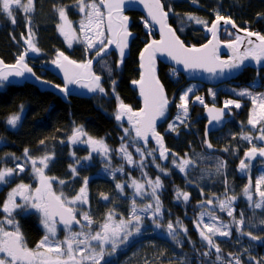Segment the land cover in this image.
Instances as JSON below:
<instances>
[{"label": "trees", "instance_id": "trees-1", "mask_svg": "<svg viewBox=\"0 0 264 264\" xmlns=\"http://www.w3.org/2000/svg\"><path fill=\"white\" fill-rule=\"evenodd\" d=\"M79 0H44L43 6L50 13L45 20L39 22L31 20L30 23L26 17H30L22 9L13 12L16 23L12 24L10 20L0 13V57L7 63H13L25 48L24 39L27 38L28 27L37 30L36 38L43 50V54L37 57H30V63L34 65L38 73L43 72L42 65L48 64L54 60L56 53L59 50H64L70 56L77 60L85 59V49L83 44H77L73 47H68L62 37L57 31L56 22L58 21V10L62 7H68L69 13L74 14V8L77 6ZM165 8L170 13L171 23L175 26L183 40L192 46H198L208 40L207 34L203 31L202 27L190 20L189 15L197 19L209 23V25L216 18L218 13L220 16H227L234 19L241 27L249 28L251 31H260L264 28V0H162ZM23 2V0H21ZM38 1L36 0L35 15H40L38 12ZM170 12V11H169ZM51 15V16H50ZM132 18L131 29L135 32L136 36L131 45L129 57L124 61L118 58L117 54L111 53L108 57L100 61L96 69L103 78L101 86L105 89V94L100 92L90 99L73 98L71 103L63 101L58 96L50 92L40 91L36 86L26 83L24 85H11L1 83L0 86V137L12 141L13 134L17 136L15 146L18 147V157L22 159L25 154V149H28L35 157H51L49 166L46 168V173L51 178H56L54 181L55 191L58 192L59 187H63L68 193L69 197L74 196L81 185H84V180L89 181L90 190L95 194L98 200L103 196H108L109 200L101 201L104 210L111 209V205L115 202H120L121 197H117L118 178H104L100 175L101 162L98 160L95 153L90 152L89 147L86 145L71 143L72 134L79 130L84 134V139L92 138L95 141L103 142L107 148L114 150L118 154V149L122 145L124 128L125 126L115 119L114 113L117 112V100L132 105L135 109L140 107V101L137 98V92L130 87L132 80L139 77V61L138 56L145 43L151 36H154L155 30L149 23L145 26L147 21L139 12H130ZM258 18H260L258 20ZM229 29V28H226ZM224 29V30H226ZM223 30V39H232L233 37H224L228 33ZM32 34V33H31ZM33 36V35H32ZM34 40V37H33ZM45 41V44L42 43ZM47 44V45H46ZM36 45V44H35ZM39 49V47L36 45ZM107 65V68L104 65ZM111 68V73L108 72ZM159 75L165 84L166 90L169 94L171 106L168 111L170 117L176 113L175 105H172L171 97L178 95L184 84L189 82L185 76L179 73L176 69L160 63ZM46 78L58 82V79L51 73H47ZM113 81L115 84L113 85ZM234 81L237 82L236 90H240L246 86L253 89L254 85L259 86L261 90L264 89L261 83L257 85L258 81L264 82V70L257 72L256 69H245ZM230 83H224L226 86ZM231 84L229 86H232ZM220 86V85H218ZM217 86L205 85L199 90V94L204 96L206 102L204 106L193 105L192 117L197 118L201 116L202 122L196 124L190 120L189 127H184L178 134L166 132L165 123L160 127V131L165 135L166 142L170 148L178 155V157L190 156L195 160L193 169L186 171L185 175L180 172L172 170L171 175L163 176V188L159 195L162 201H165V210L162 215L165 220H175L184 218L181 204L174 201V186L179 185L186 191L191 192L194 202L201 200L200 188H195L188 185L189 179H192L196 184H201L205 190H209L207 184L202 183L199 179L202 178V172L206 165L198 154L211 153L212 160H217L218 155H221L226 165L228 166L227 174H221L218 179L228 177L226 182L235 184L237 187L238 182L242 180V176L236 171L238 158L231 159L221 149L230 143V139H224L225 133H238L242 131L243 126H246L249 120V111L236 106H229L235 114L227 124L226 128L219 133L210 136L211 147L206 144L204 136L206 117L204 116V107L208 105L223 106L229 98L235 97L232 92L218 90L217 99L211 97L210 88ZM233 87V86H232ZM113 89L117 95L113 94ZM228 98V99H226ZM120 99V100H119ZM218 100V101H217ZM208 104V105H207ZM200 106V107H199ZM24 112V117L17 128L9 127L7 121L14 115ZM168 118V116H167ZM167 121V120H166ZM192 122L194 124H192ZM216 138L219 139L217 142ZM43 141V144H41ZM133 150V147L130 146ZM115 155V153H114ZM239 157V156H238ZM115 165H119L120 161L116 157ZM174 159V156H173ZM88 160H90L88 162ZM139 165V164H138ZM122 167V166H121ZM125 175L130 172L135 176H142L143 172L141 167L136 170L129 166H123ZM75 169V172H73ZM148 174L153 177L158 175V172L152 169H147ZM28 174V175H26ZM194 174V175H192ZM24 175L29 177L32 181L34 175L32 172L26 171ZM201 175V176H199ZM201 177V178H200ZM123 178H125L123 176ZM212 178L210 182H214ZM59 181H64L61 184ZM59 193V192H58ZM131 197L130 194H128ZM127 196V197H128ZM128 197V198H129ZM129 202V200H127ZM108 205V206H107ZM110 207V208H109ZM245 218L249 219L252 212L249 208L244 210ZM37 215H29L21 218L20 224L22 227L27 226L30 233V238L37 239L41 233L40 227L37 223ZM186 223L191 225L189 219H185ZM251 231L249 223L245 227ZM194 235L192 238L196 246H200L201 238L196 230H193ZM247 234V233H245ZM254 234V233H253ZM153 239L154 236H150ZM158 239H161L158 238ZM245 239V238H244ZM164 249L167 250L171 242L168 239L163 240ZM154 244L148 246V250L153 248ZM257 248H261L255 245ZM187 249V245L174 246V251L169 253L168 256H175L179 253L177 248ZM227 246L224 245L223 249ZM155 248V247H154ZM155 251V250H154ZM202 254L191 255L188 264H204L203 258L210 253L206 252L205 248H201ZM232 252L231 250H229ZM212 252V251H211ZM168 253V252H167ZM236 255V254H235ZM207 258V257H205ZM113 260V259H112ZM121 260H113L111 264H119Z\"/></svg>", "mask_w": 264, "mask_h": 264}, {"label": "rangeland", "instance_id": "rangeland-1", "mask_svg": "<svg viewBox=\"0 0 264 264\" xmlns=\"http://www.w3.org/2000/svg\"><path fill=\"white\" fill-rule=\"evenodd\" d=\"M38 1V12L40 15H35L34 10L32 13L29 14L31 20H37L39 22V19H41V22L45 20L47 15H49V11L46 10V6H43L44 0H37ZM85 4L89 3L90 0H84ZM24 4L27 3V0H23ZM97 3H99V0H97ZM79 4L80 0L77 3V6L73 9L74 14L69 13L68 7H62L65 9L66 12V19L62 20L61 17L58 14V21L56 22L57 31L59 35L62 37L64 42L68 47H73L77 44H83L85 49L89 50L90 52L96 51V49H89L87 47V44L84 40V36L87 34L89 38L93 39L94 41L99 39H105L107 40V34H106V28L105 24L101 26L100 31H103L104 36L99 37L95 31L85 29L84 31H81L80 25L83 21L85 24L87 23L85 19V13L81 12L79 10ZM36 5V0H34V9ZM87 11V9H86ZM101 11L104 12V10L101 8ZM170 13H172V10H169ZM105 13V12H104ZM51 14V13H50ZM51 16V15H50ZM206 25H209V23H202L199 24L200 27H204ZM61 27H63L65 32H68L69 35L66 37L63 32L60 31ZM227 36L224 37H233L234 33L231 29H226ZM31 33L34 37V44H36L39 47V52L36 53V55H42L43 50L40 47L36 34L37 30L34 28H31ZM232 38V39H233ZM226 40V39H225ZM231 40V39H227ZM43 44H45V41H42ZM47 45V44H46ZM261 84V81L257 82ZM3 84V83H2ZM234 85L229 86L231 84H228L226 86L220 85L216 88H210V94L211 97L214 96L215 99H217V93L218 90L228 91L232 92V94L235 96L233 98H226L228 101H235L240 104L239 108H243L249 111V119L255 118L258 123L255 127L253 125H250L249 123L246 124V126H243L242 131L238 133H225L224 139L231 140L230 143H228L226 146H224L221 151L225 152L231 159L238 158V163L236 166V171L240 168V161L242 159V155L245 150L248 148H251L253 146L255 147H261L264 146V141H261L258 139L259 131L258 129L261 127H264V108H261V104H264V89L261 90L260 88H256V84L254 85L253 89L251 87H244L240 90H236L237 83H233ZM1 86V82H0ZM203 84L199 82H189L188 84H184L182 87L181 92L178 95H174L171 97L172 105H175L176 113L170 117V114H168L167 121L165 122L166 126V132L175 133L176 135L178 132L183 129L184 127H189V123H191L190 120H193L196 124L199 122H202L201 116H198L197 118L192 117V106L193 105H205L204 96L199 94V90L202 88ZM191 88L192 91L188 93L187 96V115L184 114L183 108L181 105L184 103L181 100V96L184 95L187 90ZM250 93L249 94H241V93ZM105 92V91H104ZM101 94V93H100ZM103 93L102 95H104ZM114 95L116 94V91H113ZM214 94V95H213ZM200 97L203 103L196 100V97ZM120 100V99H119ZM218 101V100H217ZM117 103H121L117 100ZM208 105V104H207ZM212 105V104H211ZM226 105V103L224 104ZM209 106V105H208ZM227 106H235V104H228ZM200 107V106H199ZM206 107V106H205ZM204 107V110H205ZM117 112L115 111L114 116H116ZM235 114V110L233 113V117ZM14 116H18L19 120L17 121V124L15 127L10 126L11 128H17V126L20 124L24 117V112L21 114H17ZM205 116V114H204ZM177 117H180L179 120H177ZM206 117V116H205ZM183 121V123L181 122ZM249 121V120H248ZM192 122V124H194ZM169 125H172V129L169 128ZM124 129H129V133H125L123 136V142L120 148L118 149V154L113 150L108 149V152L105 153L103 151H94L93 148L96 146L92 143L87 142L89 138H82V140H73V137L76 136V133L79 132V130L75 131L72 134L71 137V143L73 145H86L89 147L90 152H93L96 154L98 160L101 162L102 166L100 169V175L104 178H118V183L123 185V189L117 188V197L118 199L121 197L120 202H115L111 205V209L104 210V206L101 205V201L109 200L108 196H103L100 199L95 198V194L92 193L90 190L89 184L81 185V187H85V192L81 198L80 201H75L73 204H68L69 206L75 208L77 215L80 217L81 222L84 224L83 229H77V228H70V230H67V232H64L61 234V229H57L56 227V233L55 235L47 233V229L44 226L43 220V227L45 229V235H48L49 242L53 243V246L56 242H63L65 241L66 237L70 238V232L72 233H84V234H94L96 231H100V225L104 223H109L110 225H117L121 220L128 221L132 219V207H133V200H135V206L139 208H143L145 205L148 204H155V198L151 196V186L147 183L148 180L155 181L156 177L160 178L162 187L158 190L157 195L159 198V201L161 203L162 212L165 210L164 203L165 201H162L160 198L161 195L159 193L161 192L164 184H163V176H169L172 173V170H175L176 172L187 173L186 171H189L194 168L195 166V160L193 157L185 156V157H177L173 159V156H170L167 160V163L164 164V166L161 165V161L158 158V154L155 151V147L152 144H148L147 146H142L137 139H134V135L131 132L130 128L126 125H124ZM247 135L250 136V140H246L243 137ZM92 141H95L91 138ZM217 142H219V139L216 138ZM103 143V142H102ZM122 146H126V152L131 154L133 163L129 164L127 162V157L124 153L120 152V149ZM130 146L133 147V150L130 149ZM140 148L144 152V159H143V166H141V153L137 152L136 149ZM227 149V151H225ZM119 159L120 163L119 165H115V155ZM200 157L203 158L204 161H206V165L202 172V178L199 179L202 183L207 184L209 186V190H205V187L201 184H196L192 179H189V183L187 186L192 185L194 188L199 187L200 188V194L201 200L198 202L193 201V197L191 195V192L186 191L183 187H180L179 185L174 186V201L175 203L181 204V208L183 211L184 218H178L175 220H170L174 228L176 229V235H177V241L172 240L171 236L167 232V223L168 220H165V216L160 214L157 216V218L154 220L153 215L151 211L148 212H138L137 214L141 217V229L140 232L134 235H131L128 237L126 242L121 243V239L123 238V233H121V237L117 239V245L116 248L113 249L111 247V244H106L104 246L105 252H111V255H106L105 261L107 264L110 263L109 256H112V259L114 258V261L116 259H120L121 261L119 264H188L191 258V255L202 254L201 248H205L206 252L210 253L206 255L203 258L204 264H233L234 259L238 258L241 262V264H253V261L259 262V264H264V246L260 249L254 246V243L251 242L246 236L245 233H254L257 232L256 235H259L260 237H264V206L260 208H256V203H262L264 204V198H262L259 195V192H264V183H261L259 185V190L257 191V181L260 180L261 177H264V161L259 160V162H252L247 163L248 167L243 172L245 175L242 177L243 179L238 182L237 187H235L234 182H226L228 177H225L223 179H218L221 174H227L228 166L226 165V162L222 158L221 155H218L217 160H212L211 153H204V154H198ZM239 156V157H238ZM30 158L37 160L36 167L40 168L43 167L39 163V160L43 157H35L28 151L27 156L24 154V157L15 163V166L17 164H21L24 167V170L28 168L29 172H32L35 175V180L32 183L29 184H20V185H28L31 187L32 193L29 196L28 200H20V202L15 201L14 204L18 205H24L26 206V210H22L23 213H35L40 217H43V213L34 208L31 207L32 204L37 203L35 199H33L36 195L35 189L39 187V177L34 173L33 166L30 163ZM189 159L191 163L185 168L184 171H181L176 165L180 163V159ZM173 160L176 161V163H173ZM49 161H47V164L49 166ZM90 160H88L89 162ZM220 162L224 163V167L220 169V171H217V168L220 164ZM139 164V165H138ZM159 165V167H157ZM47 166V167H48ZM122 166V167H121ZM123 166H129L132 169L138 170L141 167V170L143 172L142 176H135L131 172L128 175H125V169ZM152 169L153 171L158 172V175L156 177H153V175L150 173H147V169ZM163 169V171H161ZM19 169L17 167L15 168L14 173H20ZM44 174L45 176L49 177L46 173V168H44ZM194 175V174H192ZM123 176L125 178H123ZM201 176V175H199ZM212 178H215L214 182H210ZM54 181H56V178H53L51 183V188L53 191H55L54 188ZM132 181H136L138 184H144V194L140 195L137 194L135 191V188L132 187ZM35 183V185H34ZM1 185V184H0ZM79 191L72 197L68 196V193L65 191L63 187H59L58 192L56 194L58 196H61L62 199L65 201L68 200H75V197L77 194L80 193ZM248 188L249 194L252 196V199H248V195L245 194V188ZM177 192L180 193H187L189 194V199L187 201L183 200V197L177 198ZM128 194L131 195V197L128 196ZM129 198H128V197ZM104 197H107L105 199ZM235 197V200L232 201L231 207L229 209L221 210L219 207L220 201L226 200L228 198ZM86 200L88 201L86 203ZM129 200V202L127 201ZM211 200L212 204H208L207 201ZM11 202H9L10 204ZM67 204V203H66ZM108 206V205H107ZM9 208H12V206H9ZM110 208V207H109ZM245 208H249L252 212V216L249 219L245 218L244 210ZM19 209V208H17ZM14 209V210H17ZM228 211H232V216L228 215ZM75 212V213H76ZM211 212V216L204 215L203 219H200L201 213H208ZM241 213L243 216L241 217ZM7 214H9L7 212ZM84 214H87L89 217V221L84 220ZM110 217V219H109ZM215 217V219H213ZM241 218L245 221L244 225L237 226L235 221H239ZM185 219H189L191 222V225L186 223ZM177 221H179V224H177ZM157 223H159L160 227H157ZM208 223L213 230L216 228H220V231H227L231 234L229 236H222L218 233L212 235L213 244L218 246L220 249V252L217 253L215 248H210L207 244V241L200 236V232L204 231L205 234H209L206 229L203 228V224ZM249 223L251 227V231L249 229H245L247 224ZM18 225V228L20 229V225L18 222L16 224L12 225L13 228L16 230V226ZM197 225H200L198 228ZM222 225H228L230 227H222ZM61 227V226H60ZM183 229H187V231H183ZM193 230H196L199 234V237L201 238V245L198 247L196 246V243L194 242V239L192 236L194 235ZM150 236H154L153 239ZM45 237V236H44ZM44 237L42 239H44ZM161 239H158L160 238ZM243 237V241H241V238ZM82 238V237H79ZM78 238V239H79ZM245 238V239H244ZM41 239V240H42ZM168 239L171 242L170 247L165 250L163 240ZM264 239V238H263ZM219 240V241H218ZM222 241V242H221ZM226 242H231L232 244L239 243L241 244V249L243 253L241 254L240 251H233V252H226L223 250V246L226 245ZM151 244H154L151 249H147L148 246ZM187 245V249L185 248H177L179 250V253L175 256H168L169 253L174 251V246L179 245ZM230 245V244H228ZM92 247H97V241L93 240L91 241ZM62 247H64L62 245ZM79 247L83 248L84 245H79ZM155 247V248H154ZM236 248V246H235ZM155 250V251H154ZM36 251H44L43 248L37 249ZM76 249L74 248V252ZM212 251V252H211ZM168 252V253H167ZM87 252H85V255ZM236 254V255H235ZM49 256H51L53 259H56L57 256L55 253H49ZM219 257V258H218ZM249 257L252 259L250 260ZM61 260H67V256H60L58 257ZM81 259L80 255H76V260L79 261ZM105 261H101V264H105ZM71 264V262H70Z\"/></svg>", "mask_w": 264, "mask_h": 264}, {"label": "snow or ice", "instance_id": "snow-or-ice-1", "mask_svg": "<svg viewBox=\"0 0 264 264\" xmlns=\"http://www.w3.org/2000/svg\"><path fill=\"white\" fill-rule=\"evenodd\" d=\"M125 0H90L89 3L85 4L84 0H80L79 10L85 13V19L87 23L85 24L83 21L81 22L80 28L81 31H84L86 28L89 30H93L99 37H103V31H100L102 25L105 24V13L101 11V6L107 8V29L110 33L111 38L99 39L94 41L89 38L86 34L84 36V40L89 49H96L95 56L101 57V54H107L105 52V48L107 45L115 44L119 49V56L121 58V62L123 60L125 54V48H127V39L130 33L127 31V21L128 17L122 15L123 5ZM141 3L144 0H140ZM23 10L26 14H30L34 11V0H27V3L24 4L21 0H0V13H3L12 24L16 23L13 12L16 10ZM87 9V11H86ZM149 15L152 20L156 21L160 25V33L161 40L160 41H152L150 44L146 45L144 51L141 52V68L143 69L140 81H133L134 84H140L141 94L144 96V108L139 112H133L132 109L124 105L122 102L119 105L118 112L115 116L117 121H120L125 116L129 122H133L135 124L134 132L135 138L143 139L145 142L148 139L149 134H153L157 143H161L162 137L159 134L155 133V121L157 117H163L165 115V109L168 104V101L165 97L163 86L159 83V80L155 74V54L157 52H166L173 59L177 60L178 63H183L185 68L188 69H205L210 73H215L217 67H220L221 70L227 68L229 70L237 69L244 64V61L249 57L253 58L257 62H259L262 58H264V35L259 33H249V36L258 37L259 44L254 48H249L243 54H237V48L235 43H230L228 46L233 48L234 54H236V59L229 61H221L216 53V47L212 46L213 41H209L207 45L201 46V48L186 47L183 42L179 39L175 34V30L172 29L167 23L168 13L164 11V5L161 3V0H153L151 4L148 5ZM58 14L62 20L66 19V12L64 8H60L58 10ZM190 20H195L197 24L206 23L200 19L195 18L194 16L189 15ZM28 22L30 23V17H26ZM224 20L225 23H229L230 17L225 18L220 16L218 13L216 14V21L212 24L211 31L213 36L216 34V28L219 21ZM147 21H145V26H147ZM61 32L67 37L69 35L68 32H65L63 27L60 29ZM29 36H31V29L29 28ZM239 40V37H237ZM27 49L33 52H39L40 50L36 47V45L32 42L31 39L27 40ZM252 41H249V44H252ZM212 46V47H210ZM28 52L23 51L18 55L15 65H5L3 60H0V66H3V69H7V71L0 70V82L7 80L9 75L15 76H23L25 72L31 73L32 69L28 67L25 63V57ZM61 58L63 63L61 62ZM54 64H59L60 67L65 69V75L68 77L67 84L61 89L60 85H55L57 89H60L63 93L68 94L70 89L68 88V84L81 82V79L85 78L82 73L73 72L71 76H69V68L73 69H89L92 61L88 60L87 63L77 64L76 61L69 60L67 56L64 55L63 52L58 53V59L53 61ZM104 67L107 68L105 64ZM109 73H111V68L107 69ZM88 78L90 82L85 85L90 91L100 93H104L105 89L101 86L100 80L101 77L95 75L94 73H88ZM147 83V87L145 84ZM115 81H113V85ZM114 91V89H113ZM192 89L189 88L187 92L181 96V100L184 102L181 107L183 108L184 114L187 115V96L188 93L191 92ZM249 94L250 93H241ZM214 95V94H213ZM197 101L203 103L200 97H196ZM228 104H235L237 108L240 107V104L235 101H227L226 106ZM261 108H264V104H261ZM223 115V110L217 112L216 115H213L212 120L220 121L221 116ZM180 117H177L179 120ZM264 119V117H262ZM19 120L18 116L11 117L7 123L10 126L15 127L17 121ZM183 123V121H181ZM211 123V121H210ZM248 123L256 126L258 121L255 118H250ZM172 125H169V128L172 129ZM125 133H129V129H124ZM259 136L258 139L264 141V127L258 129ZM207 135V133H206ZM77 136L73 137V140ZM246 140H250L251 137L245 135L243 137ZM89 143L96 145L93 150L94 151H103L105 153L108 152V149L102 142L92 141L91 138L88 139ZM43 144V141H41ZM208 147H211V144H208ZM137 152L141 153V166H143L144 152L140 149H136ZM227 151V149H225ZM121 153H124L127 157V162L129 164L133 163L132 157L130 153L126 152V146H122L120 149ZM259 152L261 156H264V147L257 149L255 146L251 147L248 151L245 152V157H253ZM28 149H25V155L27 156ZM160 156L166 158L165 152L161 151ZM51 157L45 156L39 160V163L43 165V167L37 168V160L30 158V163L33 166L34 173L39 177V187L35 189V199L38 201L31 205L43 213L44 216V226L47 229V233L55 235L56 233V218L59 217V220L63 223L65 228L70 230L71 225L75 221V223L79 224L80 222L75 219V214L71 207H66L67 204H73L75 201H80L84 192L85 187H81L80 193L77 194L75 200L65 201L61 196H56L52 192L51 183L53 178L47 177L44 174V168H47V161L50 160ZM173 163H176L173 160ZM191 163L189 159H180V163L176 166L184 171L185 168ZM17 169L19 171H24V167L21 164H17ZM159 167V165H157ZM224 167V163L220 162L217 171ZM248 167L245 164V161L242 159L240 161V169L244 170ZM163 171V169L161 170ZM15 172L14 169H6L0 170V182H5L7 176L13 175ZM75 172V169H73ZM61 184L64 181H59ZM147 183L151 186V196L155 198V204L145 205L143 208H137L135 206V200H133L132 207V219L128 221L121 220L117 225H110L109 223H104L100 225V231H96L94 234H84V233H72L70 232V238L66 237L63 242H56L53 246V243L49 242L48 235H45L44 239H42L37 245V249L43 248L44 251H32L26 248L23 244L22 235L19 232L18 225L16 226V231H6L2 222H0V254H4L0 257V264H101V261H105L106 255H111V252H105L104 246L106 244H111L113 249L116 248L117 239L121 237V233H123V238L121 239V243L126 242L128 237L140 232L141 229V217L138 215V212H148L151 211L153 215V219L155 220L158 215L162 214L161 203L159 201L157 192L162 187L161 181L159 177H156L155 181L148 180ZM264 183V177H261L260 180L257 181V191L259 190V185ZM84 185H87V179L84 180ZM30 186L28 185H19L18 189H28ZM116 187L118 189H123V185L117 184ZM132 187L135 188L137 194L143 195L145 185L138 184L136 181H132ZM18 189H13L11 193L8 195V202L3 205L5 212L9 213V218H6V223L8 225L16 224L14 218H11V213L14 209L26 210V206L14 204L12 208H9V202L14 200V197L18 194ZM245 194L248 195V199L251 200L252 196L249 194L248 188H245ZM259 195L264 198V192H259ZM183 197L184 201L189 199V194L177 192V198ZM107 199V197H104ZM29 197H25V200H28ZM235 200V197L228 198L226 200L220 201L219 207L221 210L229 209L231 207L232 201ZM207 203L210 205L212 201L209 200ZM264 206L262 203H256L255 207L260 208ZM204 215L211 216V212L201 213L200 219H203ZM228 215L232 216V211H228ZM243 214L241 213V217ZM110 219V217H109ZM215 219V217H213ZM84 220L89 221V217L87 214H84ZM90 223V221H89ZM237 226L244 225L245 221L241 218L239 221H235ZM264 223V222H262ZM179 224V221H177ZM160 227L159 223L156 225ZM167 232L171 236L172 240H177L176 229L171 221L167 223ZM199 228L200 225H197ZM222 227H230L228 225H222ZM203 228L207 230L209 234H205L204 231L200 232V236L203 237L210 248H215L216 252L219 253L220 249L218 246L213 244L212 235L218 233L222 236H229L231 233L227 231H220V228H213L208 224H203ZM183 231H187V229H183ZM250 239L256 240L258 237L252 236L249 232L247 233ZM82 237V238H79ZM79 238V239H78ZM97 241V247L91 246V241ZM62 245L64 247H62ZM79 245H84L83 248L79 247ZM74 248L76 251L74 252ZM85 252L87 254L85 255ZM49 253H55L57 258L53 259L49 256ZM79 254L81 259L79 261L76 260V255ZM207 255V253H205ZM67 256V260H61L58 257ZM219 258V257H218ZM251 260L252 258L249 257ZM105 264L107 262L105 261ZM233 264H241L238 258L234 259ZM253 264H259V262L253 261Z\"/></svg>", "mask_w": 264, "mask_h": 264}, {"label": "water", "instance_id": "water-1", "mask_svg": "<svg viewBox=\"0 0 264 264\" xmlns=\"http://www.w3.org/2000/svg\"><path fill=\"white\" fill-rule=\"evenodd\" d=\"M152 2H153V0H144L143 3H141L140 0H125L124 5H123L122 15L128 17L127 31L130 33V35L128 36V39H127V48H125V54H124L122 62H124L129 57L130 51H131V45H132V42L136 36L135 32H133V30L131 29L132 18H131L130 12H139L140 14H142V16L147 20V22L155 30L154 36H151L149 38V40L143 46L141 52L144 51L146 45L150 44L152 41H154V40L160 41L161 40L160 25L156 21L152 20L151 16L149 15L148 5L151 4ZM161 3L164 5L162 0H161ZM101 8L105 12V28H106V34H107V39H108V38H111V36H110V33H109L107 26H106L107 25V19H106L107 8L104 6H101ZM164 11L168 13L167 23L172 29L175 30L176 36L179 37V39L183 42V44L186 47H193L192 45L187 44L183 40V38L180 36V34L178 33L175 26L171 23L170 12L165 8V6H164ZM222 17L229 18L227 16H222ZM215 21H216V18L214 19V21L210 25H206V26L202 27L203 31L208 36V40L205 43L198 45V46H195V47L201 48V46L207 45L210 40L213 41L212 46L216 47V53H217V55L221 61H229L230 59L231 60L236 59V54H234L233 48L228 46L230 43H235L236 48H237V54H243L249 48H254L256 45H258L260 43L258 40V37L249 36V33H259V32L247 30V29L241 27L232 18H230L231 22H229L227 24L225 23L224 20L219 21L217 28H216V34H215V36H213L212 31H211V27ZM226 28H229L233 31V33H234L233 39H231V40H224L223 39L222 33H223V30ZM259 34L263 35L262 33H259ZM237 37H239V40H237ZM29 39H31L32 42L34 43L32 34H31V36H29V27H28L27 38L24 39L25 48L23 51L27 50V52H28L27 56L25 57V63L28 65L29 68L32 69V72L31 73L25 72L23 76H15L14 74L9 75L8 79L2 81L1 83L11 84V85H24L26 83H29V84L36 86L40 91L53 93L54 95L58 96L59 98H61L63 101H65L67 103H71L72 97L73 98L90 99L93 96H96L99 93V91L92 92L87 87H85V85L90 82V80L88 78V73H94L95 75L100 76L101 77L100 84H102L103 78H102L101 74L99 72H97V69H96V67L100 63V61H102L103 59H105L111 53H114V52L117 54L118 58L121 60V58L119 56V49L116 47L115 44L107 45V47L105 48V52L107 54L105 55L102 53L101 57L95 56L96 51L90 52L89 50H86L85 59H83V60H77V59L73 58L72 56H70L68 53H66L64 50H59L56 53L54 60L58 59V53L59 52H63L64 55L67 56L69 60L76 61L77 64L87 63L88 60L92 61V64H91L89 69L69 68V76H71L73 72H76V73H82L85 78L81 79V82L79 84H77V83L68 84L67 86L70 89V92L68 94H65L60 89H57L55 87V85H60V88L62 89L65 86V84H67L68 77H66V75H65V69L60 67L59 64H54L53 63L54 60H53L48 64L40 66L43 68V72L38 73L35 70L34 65L31 64L29 61L30 57H37L38 56V55H36L37 52H33V51L27 49V43L26 42ZM249 41H252L253 43L249 44ZM212 46H210V47H212ZM141 52L139 53V56H138L139 77L135 80H132L130 83L131 89H133L137 92V98L140 101V107L138 109H135L132 105L125 103V102H122L124 105L129 106L133 112H139L141 109L144 108V96L141 94L140 84H134L133 83V81H140L141 75L143 72V69L141 68V63H142L141 58H140ZM0 60H3L5 65H15L16 64V61L13 63H7L1 57H0ZM61 62L63 63L62 58H61ZM160 63H163L166 66H169V67L176 69L179 73H181L182 75L185 76V78L188 82H199V83H202L205 85L207 84V85H212V86H218V85H222L226 82L234 81L243 72V70H245L249 67L250 68L264 67V58H262L259 62H257L253 58L249 57L248 59H246L244 61V64L237 69L229 70L227 68H224L223 70H221L220 67H217V70L215 73H210L205 69H199V68L198 69H188V68H185L183 63H178L177 60L173 59L166 52H157L155 54V74H156L157 79L159 80V83L163 86L164 94H165V97L168 101V104H167L166 109H165V115L163 117H157V119L155 121V133L159 134V136L162 137V141H161V143H157V139L153 134H149L146 142L140 138H136V139L143 146H147L148 144H152L155 147L154 152H156L158 154V158L160 159L161 163L166 164L167 160L170 156L176 157L177 154L173 151L172 148H170L168 146V144L166 142L165 135L160 131V127L167 120L168 111H169L170 106H171L169 94L166 90L165 84L163 83V81L159 75ZM0 70L7 71V69H3V66H0ZM48 72L51 73L52 75H54L58 79V82H55V81H52V80L46 78L45 76ZM145 87H147V83L145 84ZM119 105H120V103L117 106V112L119 109ZM220 110H223V115L221 116L220 121L212 120L213 115H216L217 112H219ZM204 114L206 116L204 136L206 139V144L208 146L209 143L211 144L210 136L212 134H216V133H219L222 130H224L226 128L227 124L231 121L232 110L228 106H219V105L213 104V105H209V106L205 107ZM210 121H211V123H210ZM117 122L128 126L130 128L131 132L133 133V135L135 136L134 121L129 122L127 120V117L125 116L124 118H122L120 121H117ZM206 133H207V135H206ZM76 136H77V140H82V138L84 137V134L82 131H79L76 133ZM161 151L165 152L166 158L160 156ZM258 159H264V156H261L259 154V152H257V154L253 157L246 158L244 156V161H246V160L256 161ZM52 192L56 196H58L55 191L52 190ZM65 206L69 207L67 205H65ZM73 212L75 214V219L77 221H79L80 223L77 224L74 221L73 224L71 225V228L82 229L84 227V224L77 217L74 209H73ZM56 222L59 223L60 225H63V223L59 220V217L56 218ZM247 237L249 238L248 235H247ZM250 240L254 241L256 243H260L263 241L262 239H256V240L250 239Z\"/></svg>", "mask_w": 264, "mask_h": 264}, {"label": "flooded vegetation", "instance_id": "flooded-vegetation-1", "mask_svg": "<svg viewBox=\"0 0 264 264\" xmlns=\"http://www.w3.org/2000/svg\"><path fill=\"white\" fill-rule=\"evenodd\" d=\"M264 14L262 15H258V17H262ZM260 18H258L259 20ZM244 28V27H243ZM247 30H250L249 28H245ZM260 31H256L259 33H262L264 35V28L259 29ZM250 68V67H249ZM248 69V68H247ZM256 69L257 72H260L261 70H264V67H260V68H253ZM244 71V70H243ZM230 84L233 83H237L236 81H230L227 82ZM261 83H264L263 81H261ZM260 85V84H259ZM259 86H257L256 88H258ZM262 87H264V85H262ZM255 88V89H256ZM233 113V111H232ZM11 118V117H10ZM9 118V119H10ZM17 136L14 135L12 141H9V139H4L2 137H0V170H6V169H14L16 168L15 163L17 161H20L21 159L18 157V147L15 146V143H13L14 141H16ZM143 146V145H142ZM264 147V146H261ZM261 147H256L257 149L261 148ZM250 148H248L246 151H248ZM245 152L242 155V159L244 160V156H245ZM178 155L175 157L177 158ZM241 159V160H242ZM259 160L264 161V159H258L256 161H252V160H246L245 164L247 163H252V162H259ZM161 163V162H160ZM162 166H164V164L161 163ZM247 169V168H246ZM245 169V170H246ZM244 170V171H245ZM28 171V168H26L24 171L20 172V173H13V175L11 176H7L5 182H0V222L3 223L5 230L6 231H16L15 228H13L12 225H8L6 223V218H9V214H7V212H5L3 205L8 202V195L9 193L12 192L13 189H18V186L20 184H29L32 183L35 180V175H32L33 179L32 181H29V177L24 175V173ZM238 173L243 177L245 175V173L243 172V170H241L239 168ZM87 184H89V181L87 180ZM35 185V183H34ZM32 193L31 187H29L28 189H18V194L14 197V200L9 204V206H12L13 203H15V201L20 202V200H24L25 197H29ZM88 201L86 200V203ZM67 206H69L68 204H66ZM71 207V206H69ZM73 208V207H72ZM75 210V208H73ZM76 212V210H75ZM37 215L35 213H23V211L21 209H17V210H13L11 213V218H14L15 222H18V224L20 225V229L19 232L22 235L23 238V244L26 248L32 250V251H36L37 250V245L39 244V242L41 241V239L45 236V229L43 227V223L42 220H44L43 217L40 216H36L37 217V225L38 227H40L41 233L39 235V237L37 239H35V241L33 242V239L30 238V233L29 230L27 229V226L22 227L21 224L19 223L21 218H24L25 216H29V215ZM77 215V212H76ZM77 217L80 219V217L77 215ZM81 220V219H80ZM61 226V227H60ZM56 227L59 231V229H61V234H63L64 232H67V230H69L68 228H65L64 225H60L59 223L56 222ZM71 228V227H70ZM83 229V228H82ZM257 232H255V234L252 233V235L254 237H258L259 239H262L263 241L260 243H256L254 241H251L248 237L247 234H245V236L251 241L253 242L255 245H258L259 247H263L264 246V237H260L259 235H256ZM219 241V240H218ZM241 241H243V237L241 238ZM222 242V241H221ZM230 244V245H228ZM226 248H224L223 250L226 252H230L229 250L233 251H240L241 254L243 253L242 249H241V244L239 243H235L232 244L231 242H226ZM236 246V248H235ZM4 254H0V257H2ZM115 258V257H114ZM113 258V260H114ZM110 259V263H112V256H109Z\"/></svg>", "mask_w": 264, "mask_h": 264}, {"label": "bare ground", "instance_id": "bare-ground-1", "mask_svg": "<svg viewBox=\"0 0 264 264\" xmlns=\"http://www.w3.org/2000/svg\"><path fill=\"white\" fill-rule=\"evenodd\" d=\"M13 137H14V134H13Z\"/></svg>", "mask_w": 264, "mask_h": 264}]
</instances>
